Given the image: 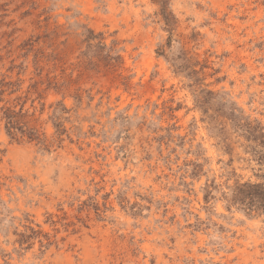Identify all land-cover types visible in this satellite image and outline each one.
I'll list each match as a JSON object with an SVG mask.
<instances>
[{
  "label": "rangeland",
  "instance_id": "1",
  "mask_svg": "<svg viewBox=\"0 0 264 264\" xmlns=\"http://www.w3.org/2000/svg\"><path fill=\"white\" fill-rule=\"evenodd\" d=\"M244 183L264 0H0V264H264Z\"/></svg>",
  "mask_w": 264,
  "mask_h": 264
},
{
  "label": "trees",
  "instance_id": "2",
  "mask_svg": "<svg viewBox=\"0 0 264 264\" xmlns=\"http://www.w3.org/2000/svg\"><path fill=\"white\" fill-rule=\"evenodd\" d=\"M19 113L11 110L10 108L5 109L4 118L6 120V129L7 133L15 138L19 131L22 136L28 133L20 124H19ZM29 137L33 138L34 132L30 131ZM232 202H240L246 205L248 208L252 209H263L264 210V184H250L244 183L239 185L233 194Z\"/></svg>",
  "mask_w": 264,
  "mask_h": 264
}]
</instances>
